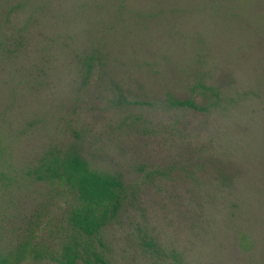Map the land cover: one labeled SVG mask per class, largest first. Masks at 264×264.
<instances>
[{"label":"rangeland","instance_id":"1","mask_svg":"<svg viewBox=\"0 0 264 264\" xmlns=\"http://www.w3.org/2000/svg\"><path fill=\"white\" fill-rule=\"evenodd\" d=\"M214 2L0 0V254L70 237L28 171L75 148L124 183L111 264H264V0Z\"/></svg>","mask_w":264,"mask_h":264},{"label":"trees","instance_id":"2","mask_svg":"<svg viewBox=\"0 0 264 264\" xmlns=\"http://www.w3.org/2000/svg\"><path fill=\"white\" fill-rule=\"evenodd\" d=\"M218 7L226 9L227 5ZM212 10L215 12L214 7ZM202 88L208 89L205 85ZM170 104L198 108L192 100H172ZM28 174L39 181L58 183L70 191L72 199L66 202L62 221L63 229L69 228L71 235L54 250L46 249L45 243L37 240L40 235L32 236L0 254V264H25L46 254L56 264H111L93 239L117 217L122 207L125 187L121 176L91 168L75 148L47 151Z\"/></svg>","mask_w":264,"mask_h":264}]
</instances>
